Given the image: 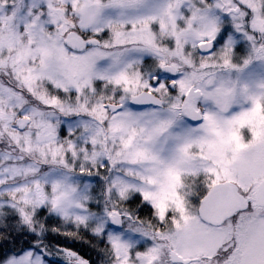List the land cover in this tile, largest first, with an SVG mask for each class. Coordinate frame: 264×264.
<instances>
[{"label": "rangeland", "instance_id": "1", "mask_svg": "<svg viewBox=\"0 0 264 264\" xmlns=\"http://www.w3.org/2000/svg\"><path fill=\"white\" fill-rule=\"evenodd\" d=\"M125 1L0 0V226L16 218L41 231L42 223L51 222L66 231L77 230L103 246L105 264H175L162 250L165 241H176L182 256H192L202 250L214 254L224 242L230 246L232 238L239 243V257L229 264H264V209L249 208L234 223L212 227L197 219L196 210L190 222L184 208L190 201L189 190L199 183L209 188L222 178L233 179L230 173L239 175L247 190L254 181L248 177L252 168L264 169V128L258 132L253 163L247 161L249 147H243L244 141L237 147L235 123L215 130L174 124L173 108L152 107L129 108L107 123L104 103L97 106L95 100L114 86L119 89L113 88V96L124 101L143 87L169 102L166 89L172 80L163 82L158 73L163 64L180 72L175 80L180 98L194 81L204 86L199 78L219 74L220 66L214 63L222 57L218 79L222 78V87L216 83L212 90L222 91L223 108L234 110L235 104L226 99L238 89L241 78L244 91L264 111V63H254V69L249 63L241 77L236 73L238 55L245 47L249 55L256 41L239 30V22L244 11L252 12L249 26L264 42V0ZM189 11L188 21H183ZM68 28L69 33H64ZM85 31L102 44L68 52L66 38ZM222 32L226 40L217 51L202 55L199 42L213 37L219 41ZM154 76L160 77V84L153 83ZM77 88L80 93L74 96ZM120 89L123 93H118ZM172 101L173 107L175 97ZM82 110L93 112V118L80 114L75 119L69 113ZM26 117L31 121L19 131ZM224 121H236L235 115L223 116ZM208 156L216 157L215 164ZM199 171H205L204 178L192 174ZM140 190L155 207L147 206L145 234L137 237L123 227L112 229L111 218L118 210L124 212V220L140 223L133 208L126 211L127 205L134 206L128 195ZM138 203L136 199L134 204ZM159 220L163 228L157 226ZM138 243H146L147 248L134 254L133 245ZM56 250L64 264H88L65 248ZM54 258L46 251L28 250L3 264H51L49 259Z\"/></svg>", "mask_w": 264, "mask_h": 264}, {"label": "flooded vegetation", "instance_id": "2", "mask_svg": "<svg viewBox=\"0 0 264 264\" xmlns=\"http://www.w3.org/2000/svg\"><path fill=\"white\" fill-rule=\"evenodd\" d=\"M253 18L254 17L252 15V12L244 11L243 17L241 18L239 22V30H241L242 33H245L247 35L250 34L254 38V40H256L253 43V46L255 47V49L249 55L246 53L248 51L247 47L244 48V50L242 51V54L238 55L239 64L236 65V71H237L236 73H238L239 77L242 76L243 71L248 67L249 63L252 66L251 69H254L255 68V66L253 65L254 63H258L259 60L264 62V56H263L264 55V42H262V35H260L258 31L251 29L249 26L250 22L253 21ZM223 33L224 32H222V34ZM221 40H224V39L221 38ZM221 40L219 41L217 39L215 40L216 47L221 42ZM238 44H237V47H238ZM259 47H260V51L258 52ZM260 55H262L263 57L259 58ZM230 61L234 62L233 59H231ZM214 65H219L220 66L219 70L222 71V57L218 62H215ZM207 76H205L203 82H201L204 84L203 88L206 89L204 90V96L202 97L203 100L202 101L198 100L196 104L197 108L200 110L202 109V106L204 107L205 118H204V122L201 123V125L200 124L197 125V127L207 125L208 129L215 130L213 127L218 126L219 128L222 129V126H223L222 124L228 123L229 125H232L235 123L236 134H238V138H239V142H237V147L240 148L241 141H244L243 147H249V149L246 150L247 152L246 157L248 158L247 161L253 162V163L257 162L256 160L257 151H258L257 136H258V132L264 128V111L260 109L259 102L253 96H250L249 91H244V87H245L244 81L240 78L238 80L240 83L239 85H237L238 90L231 91V94H232L231 97H227L226 99L228 104L234 103L235 108L234 110H229V111L225 110L222 104V91L208 90V87H215L216 83H218V86L222 87V78L218 80L220 76H215L212 79H210ZM206 79H208L207 82H206ZM215 80H217V82H215ZM234 115H235L236 121L222 122L223 116L227 118V117H232ZM247 115L251 117L250 120L244 118ZM177 120H183L185 122L187 121L191 123L189 119L185 116V114L183 113V110H181L180 108H179V112H177ZM238 156L239 157L237 158V162H239L240 154ZM215 158L216 157L213 158L211 156H208L209 161L215 160ZM258 167L259 165H257L256 167H253L252 170L249 172L251 173L248 176L250 179L264 177V169L260 171ZM198 173H201L203 176H205V171H199ZM236 173H239V172L237 171ZM237 177H240V176L237 175ZM205 191L204 190H189L188 191L191 194L190 201L187 204V206L184 208L189 213L190 222H192V219H193L192 213L194 212V210H198L199 208L200 200L202 199V196H203V194H200V193L202 192L204 193ZM139 203H140V206L137 204V205H134L133 208L139 207L138 214L139 216H141L140 224L141 225L146 224L147 226L146 221L147 219L149 220V217H147V214H146V211L148 210L147 205H150V206L152 205L147 204L145 198L143 197L140 198ZM152 207H149V208L152 210ZM197 219L201 220L204 224H206L204 220H202V218H199L198 214H197ZM160 222L161 220L158 221L157 226L159 227L161 226L162 228L164 224L160 225ZM227 222L228 221H225L224 224H227ZM143 229L145 231L146 227L143 226ZM170 247L175 248L173 246H170ZM176 247L178 249L180 248L179 246H176ZM171 248H168L167 246H165L166 251L168 249L171 250ZM163 249L164 248L162 247V250ZM196 256H200L201 258L200 260H202V258L207 257V254H206V251L202 250L200 252L198 251Z\"/></svg>", "mask_w": 264, "mask_h": 264}, {"label": "trees", "instance_id": "3", "mask_svg": "<svg viewBox=\"0 0 264 264\" xmlns=\"http://www.w3.org/2000/svg\"><path fill=\"white\" fill-rule=\"evenodd\" d=\"M14 148L16 149V146ZM137 208H134L136 213H138ZM7 221V225L5 223L4 226H0V264L7 257L20 254L30 248L41 252L49 251L58 256L60 254L56 248H65L73 257L88 264H105L103 246L97 245L94 238L89 239L77 230L66 231L51 222V224L42 223L44 228L41 231L39 226L22 224V221L16 218L12 220L8 218ZM221 254L222 252L219 255Z\"/></svg>", "mask_w": 264, "mask_h": 264}, {"label": "water", "instance_id": "4", "mask_svg": "<svg viewBox=\"0 0 264 264\" xmlns=\"http://www.w3.org/2000/svg\"><path fill=\"white\" fill-rule=\"evenodd\" d=\"M68 43L79 48L82 46L83 41L78 38H71L68 40ZM212 48L213 47L210 43H205L202 45L201 50L208 52L212 50ZM165 69L175 73V70L171 67ZM197 96H200V91H194L192 89L188 97V115H193V113H195L191 101ZM132 104L138 107H143L150 104L161 105L162 101L154 93L144 91L133 97ZM111 107L114 110H117L120 108V105H112ZM194 115L195 116H193V118L196 117L195 119L197 120V115ZM27 121L28 119L23 122L22 126H24ZM250 203H252V206L255 208L264 209V179L260 180L255 185L254 189L248 196L238 192L233 184L221 183L216 185L202 200L200 212L210 223L214 225H221L225 218L232 215L235 211L248 208ZM112 223L116 227L119 226V223H117L115 219H113ZM172 259L174 261H182L184 263H188L190 261L189 259H183L176 253H172Z\"/></svg>", "mask_w": 264, "mask_h": 264}, {"label": "bare ground", "instance_id": "5", "mask_svg": "<svg viewBox=\"0 0 264 264\" xmlns=\"http://www.w3.org/2000/svg\"><path fill=\"white\" fill-rule=\"evenodd\" d=\"M137 209L139 210V207H138ZM138 213H139V212H138ZM138 213H137V214H138ZM138 215H139V214H138Z\"/></svg>", "mask_w": 264, "mask_h": 264}]
</instances>
